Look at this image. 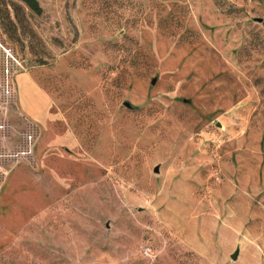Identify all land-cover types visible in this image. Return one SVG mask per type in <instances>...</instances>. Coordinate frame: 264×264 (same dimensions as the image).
Listing matches in <instances>:
<instances>
[{"label": "rangeland", "instance_id": "rangeland-1", "mask_svg": "<svg viewBox=\"0 0 264 264\" xmlns=\"http://www.w3.org/2000/svg\"><path fill=\"white\" fill-rule=\"evenodd\" d=\"M38 1L0 0L1 146L38 130L0 264H264V0Z\"/></svg>", "mask_w": 264, "mask_h": 264}, {"label": "built area", "instance_id": "built-area-1", "mask_svg": "<svg viewBox=\"0 0 264 264\" xmlns=\"http://www.w3.org/2000/svg\"><path fill=\"white\" fill-rule=\"evenodd\" d=\"M0 59L2 63L0 68L3 70L4 75L7 76L6 83L3 85L2 100L5 106L13 103L16 98V90L13 82V76L15 73L14 64L18 62L13 50L10 47L4 46L3 51L0 53ZM0 121V175L3 172H7L6 168L7 160L13 159L15 162H19L23 159H29L34 155L38 130L37 125L32 120H27L25 128L18 132V140L14 148H10L9 151H4L2 146L7 137L10 136L9 131L11 125L6 118H1ZM149 252V250H146Z\"/></svg>", "mask_w": 264, "mask_h": 264}, {"label": "trees", "instance_id": "trees-1", "mask_svg": "<svg viewBox=\"0 0 264 264\" xmlns=\"http://www.w3.org/2000/svg\"><path fill=\"white\" fill-rule=\"evenodd\" d=\"M25 2H27L36 11L41 10V5L39 4L38 0H25Z\"/></svg>", "mask_w": 264, "mask_h": 264}, {"label": "water", "instance_id": "water-1", "mask_svg": "<svg viewBox=\"0 0 264 264\" xmlns=\"http://www.w3.org/2000/svg\"><path fill=\"white\" fill-rule=\"evenodd\" d=\"M155 170H159V166H156V167H155ZM238 251H239V250H238V248H237V250H235V252L232 253V257H233V258H236V257H237Z\"/></svg>", "mask_w": 264, "mask_h": 264}, {"label": "crops", "instance_id": "crops-1", "mask_svg": "<svg viewBox=\"0 0 264 264\" xmlns=\"http://www.w3.org/2000/svg\"><path fill=\"white\" fill-rule=\"evenodd\" d=\"M12 172H17V168L15 170H13Z\"/></svg>", "mask_w": 264, "mask_h": 264}]
</instances>
